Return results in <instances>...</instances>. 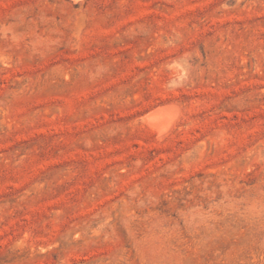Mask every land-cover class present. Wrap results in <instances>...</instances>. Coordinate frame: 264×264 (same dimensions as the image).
Wrapping results in <instances>:
<instances>
[{"label":"rangeland","instance_id":"rangeland-1","mask_svg":"<svg viewBox=\"0 0 264 264\" xmlns=\"http://www.w3.org/2000/svg\"><path fill=\"white\" fill-rule=\"evenodd\" d=\"M0 264H264V0H0Z\"/></svg>","mask_w":264,"mask_h":264},{"label":"bare ground","instance_id":"bare-ground-1","mask_svg":"<svg viewBox=\"0 0 264 264\" xmlns=\"http://www.w3.org/2000/svg\"><path fill=\"white\" fill-rule=\"evenodd\" d=\"M176 116L177 111L174 108L163 106L162 108L149 111L144 117V120L151 125L158 134H162L173 124V122H175Z\"/></svg>","mask_w":264,"mask_h":264}]
</instances>
